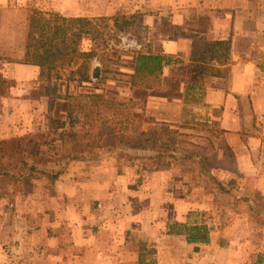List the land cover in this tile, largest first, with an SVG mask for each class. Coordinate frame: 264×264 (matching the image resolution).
Instances as JSON below:
<instances>
[{
  "label": "crops",
  "instance_id": "0c3cea01",
  "mask_svg": "<svg viewBox=\"0 0 264 264\" xmlns=\"http://www.w3.org/2000/svg\"><path fill=\"white\" fill-rule=\"evenodd\" d=\"M132 2L133 11H147L141 24L146 37L139 36L140 48L132 53L173 60L164 64L153 88L131 90L129 84L133 99L142 104L138 107L142 106L146 116L174 127L196 122L216 124L227 146L218 151L216 162L229 167L231 180L244 175V184L235 181L252 191L245 194L244 201L255 213H264V0ZM75 6V12H60L74 18H97L113 15L116 10L106 0ZM194 51L208 69L204 82L196 87L187 84L182 72ZM25 56L24 42L16 50L0 45L2 59H18L0 68V77L18 87L2 97L3 103L12 107V117L33 103L18 91L42 70L24 62ZM126 72L132 74L133 70ZM89 73L92 77L97 72L90 67ZM74 79L76 86L71 85L70 90L79 85L76 76ZM91 85L83 81L78 88L87 90ZM128 172L131 174V169ZM170 173L153 171L136 182L120 176L112 164H72L50 191L48 182L42 183L40 208L24 214V264H264V239L261 258L254 261L252 252L257 245L235 242L228 235L234 232L233 227L213 229L208 242H189L192 232L188 226L177 234L171 230L173 211L167 206L173 202ZM178 199L181 206L189 202L187 194ZM158 202L160 206L155 205ZM143 205L148 213H140ZM146 216H152L154 222L142 232L141 221ZM252 232L263 234L264 227ZM141 234L151 256L147 263L141 259ZM221 238H226L225 242ZM190 250L199 254L192 256Z\"/></svg>",
  "mask_w": 264,
  "mask_h": 264
},
{
  "label": "rangeland",
  "instance_id": "374dc122",
  "mask_svg": "<svg viewBox=\"0 0 264 264\" xmlns=\"http://www.w3.org/2000/svg\"><path fill=\"white\" fill-rule=\"evenodd\" d=\"M106 1L110 7L116 8V10L113 8L115 13L97 18H88L91 22L86 30L89 29V31L84 36L81 45L83 50L84 48L87 49L86 52L96 53L103 65L102 76L99 72L97 81L92 82L90 89L87 88L86 90L84 89L86 87L83 86L78 88V85L76 89L70 90L71 85L76 86L70 79L72 78V70L59 71L50 75L47 71L43 73L41 70L40 74H36L35 78L29 81L30 83L28 82L23 89L18 91L22 92V96L32 100L33 103L24 105L21 107L23 113L12 117V113L9 111L12 107L5 105L2 97H8L7 93H11L14 89L16 92L18 87L10 80L0 77V145L2 141L9 142L7 153L0 150V173L7 176H4L3 179H1L2 175L0 176V264H24V214L30 211L36 212L40 208L43 197L40 194L44 191L42 183L48 182V190L52 189L54 184H50L48 173L52 174L63 169L62 175H66L70 166L77 162L90 163L92 166L112 164L116 167L120 176L132 177L136 182H142L145 176L153 171L167 170L171 172L173 187L170 190L173 194V202L167 204L173 211V220L169 224L171 230L177 234L184 232L186 226H188L192 234L198 232L209 237L210 232L215 228L233 227L234 232L228 235L234 237V241L239 244L247 241L257 245L256 248H253L252 257H254V261H259L261 258L260 244L264 239V233H254L252 230L258 231L260 227H264V213H255L251 204L244 201L245 194L249 193V187L247 185L246 187L245 185H236L235 183L236 181L244 184L246 181L244 175H238V180H231L228 173L229 167L216 162L218 151L226 149L223 143V134L216 124L196 122L193 125H179L178 127L171 125L172 131L187 135L184 139L188 142L183 143L182 147L184 149L190 148V154H199L197 161L186 159L181 162L177 159L174 168L157 170L162 166L159 165L161 164L159 154L165 152L161 148L152 149L149 143H146V149L137 148V144L133 143L138 137V133L133 131L135 126L138 125L137 114L143 113L144 116L146 114L140 110L142 106L138 107V105L135 109L129 107L128 101L133 97L132 91L129 90L131 78L128 77L126 71L130 70L128 65L132 61L133 53L117 47V37L125 32L132 33L137 39H139V36L142 39L146 37V34H144L146 31H144V26L141 24L143 15L147 11H133L132 0ZM91 2L100 4L104 0H0V45L5 44V47L16 50L24 42L26 51L29 17L34 11L59 14H61L60 11L75 12L76 4L87 5ZM61 15L64 16V14ZM85 39H87L86 42H84ZM17 60L16 58L2 59L0 57V68L4 67L8 61ZM90 67H92L91 64ZM74 69L73 71H76L77 68ZM57 73L61 78H53ZM75 76L77 79L80 78L79 75ZM100 76L102 77L101 83L98 82ZM144 80L143 77H137V81ZM94 91L103 93L105 100L114 104H125L123 107L113 105L111 111H107L105 107L102 108L103 119H107L110 123L107 126L99 124L98 127L97 124L93 127L90 134L94 136L95 142L84 152L79 150L76 154H71L70 150L72 149L63 148L60 142H56L36 149L40 153L37 158L29 157L28 152H32L33 149L31 147H28L27 150L24 149V138H33L40 141L41 139L37 136L48 131L50 117L69 122L68 105L73 102V99H66V95L71 93L73 97L79 98L78 96L81 94ZM80 99L84 100L85 98ZM53 102V108L50 110V105ZM99 105L104 106L105 104L100 102ZM116 110L121 111V115L117 120L116 116H113ZM75 115L73 116V126L69 124L66 130L81 133L84 131L80 122L82 116L80 113ZM118 120H122V122L119 123ZM114 121L118 125L114 124ZM126 127L128 129L125 130ZM143 128L146 130H160L159 125H149L147 122L144 123ZM87 129L85 128V131ZM121 136L124 138V142H120ZM17 139L23 140L19 153L14 152L21 144L15 141ZM90 139L91 137L85 138L84 145ZM165 139L171 143L167 136ZM192 145L196 147V150L192 149ZM174 153L175 155L181 153L183 158L186 157V151L183 149H169L166 154L174 155ZM2 157H4L3 160H1ZM75 157L77 159H70ZM201 157H207V160L203 161ZM41 159L43 162H40ZM168 160L165 157L162 159V163ZM23 162L27 165L24 166ZM219 165L227 172L220 171L222 169H219ZM31 166L37 167V171H31ZM126 168L131 169V174H126L130 170L127 171ZM208 169L209 174L204 171ZM225 172L226 175H224ZM217 179L226 182V186L219 185ZM247 181L252 180L247 179ZM36 193L37 196H35ZM256 193L258 194V192L253 191L254 195H257ZM186 194L189 202L181 206L183 202H180L178 198L182 195L184 199ZM257 200L259 201L260 197L257 196ZM257 203L258 207L260 206L259 208L263 207V203ZM156 204L160 206L159 202ZM56 206L59 207L57 204ZM142 207L144 209H141L140 213L147 212V207H144V205ZM152 216L142 218V232L148 231L149 226L153 225L154 219ZM195 225L196 227H194ZM5 227L14 229L16 233L8 232ZM221 240L225 242L226 238H221ZM146 245L145 235L141 234V259L144 260V263L151 259V256L147 253ZM189 253L192 256L199 254L194 250H190Z\"/></svg>",
  "mask_w": 264,
  "mask_h": 264
},
{
  "label": "trees",
  "instance_id": "16d2710c",
  "mask_svg": "<svg viewBox=\"0 0 264 264\" xmlns=\"http://www.w3.org/2000/svg\"><path fill=\"white\" fill-rule=\"evenodd\" d=\"M91 21L88 18H74V17H66L59 13H42L39 11H34L32 15L29 17V32H28V38H27V44H26V56L24 62L28 64H32L35 66H38L42 69V72L44 73L47 71L50 74H54L55 72L59 71H71V81L75 80V75H79L80 78L76 79V81L80 84H82L83 81H86L88 83H92L91 76H90V64L96 53L86 52L81 48L83 38L86 34H88L89 29L86 30V27L89 25ZM131 63L128 65V68L133 70L132 74H128V77L131 78L130 85L131 90L136 88L141 89H151L153 88L152 82L156 81L158 78V75L160 72H162V68L164 64H170L172 63V59L160 55H148L142 52H137L132 55ZM82 61V62H80ZM80 62V63H79ZM200 57L198 56L197 52L194 51L191 63L186 65L182 72L186 76L187 84L196 87L204 82V78L208 72V69L206 66H204L202 63ZM74 68H77L76 71H73ZM137 77H143L144 81H137ZM53 78H61L59 73L54 75ZM102 77L98 80V82L101 83ZM79 98H85L84 100H79L77 97H73L71 93L66 95V99L71 100L73 99V102L69 103V111H68V121H63L60 119H56L53 117H50V125L49 129L46 133H43L37 138L41 139L40 141H37L33 138H24V149L27 150L28 147H31L33 149L32 152H28L29 157L37 158L39 156V150L36 151V149H39L43 145H51L56 142H60L61 145H63V148L66 149H72L70 150L71 154L84 152L88 147H90L94 142L95 138L90 134L93 131V127H95L98 124V127L100 125H106L110 123L107 119H103V107L107 111H111L113 109V105H121L123 107V103L114 104L113 102H110L108 100H105L103 93H98L96 91L86 94H81L78 96ZM87 99V100H86ZM104 103V106H100L99 104ZM129 107L131 109H135L140 102L135 99H129L128 101ZM54 105V102L50 105V110H52ZM128 105V104H127ZM125 107V106H124ZM121 111H115L113 113V116H116V120L119 118V115ZM80 113L81 114V127L82 131L81 133L72 132L70 130H66V127L70 124V126H73V116H76L75 114ZM108 113V112H105ZM145 117V118H144ZM145 119V121H144ZM147 120V121H146ZM117 122L121 123L122 120H118ZM116 121L113 123L118 125ZM148 123L149 125H159L160 130L152 129V130H146L143 128L144 123ZM137 123L138 125L135 126L134 132L138 133L137 139L133 141L134 144H137V148H143L146 149V143H149L151 145L152 149H162L163 152L159 154L160 163L159 165H162L160 169H169L174 168L176 166L175 161L178 159L181 162L184 160H191L197 161V157L199 154H190L189 151L190 148L184 149L182 147L183 143H186L187 135L184 133H179L177 131L171 130V125L165 122H157L155 119L150 118L148 116H144V114H137ZM100 124V125H99ZM85 128H88L85 131ZM128 129V127L125 128V130ZM66 130V131H63ZM168 137L170 139L171 143L169 141H166L165 137ZM90 141L84 145L85 138H90ZM17 142H20L21 146L18 145L17 149L14 150V152H20L22 148V141L21 139L15 140ZM120 142H124V138L121 136ZM9 145L8 141H2L1 142V151H6L7 153V147ZM226 146V145H225ZM78 149V150H76ZM169 149H183L186 151V157L183 158V156L180 154L178 155H168L166 154ZM192 149L196 150V147L192 145ZM227 149V146H226ZM77 151V152H76ZM79 152V153H80ZM158 153L160 151H157ZM191 152V151H190ZM182 156V157H181ZM188 156V158H187ZM167 157L169 160L162 163V159ZM4 157L1 158L3 160ZM203 161L207 160V157H201ZM70 159H77L70 158ZM200 160V159H199ZM40 162H43L42 159ZM24 164V162H23ZM24 164V166H26ZM2 166V165H1ZM3 168V166H2ZM210 168V167H209ZM30 170H36L37 167L31 166ZM206 173L209 174V169L204 170ZM46 175V173H44ZM63 174V169L60 171H57L55 173H48V178L50 184H54L55 181H57L60 176ZM2 173H0V176ZM7 177L6 175H4ZM2 175V178H5ZM0 179V180H1ZM219 185L226 186L224 182H222L220 179H217ZM231 183L234 184L233 181ZM189 242H208V236L196 233H191L188 236Z\"/></svg>",
  "mask_w": 264,
  "mask_h": 264
},
{
  "label": "built area",
  "instance_id": "2783aa9c",
  "mask_svg": "<svg viewBox=\"0 0 264 264\" xmlns=\"http://www.w3.org/2000/svg\"><path fill=\"white\" fill-rule=\"evenodd\" d=\"M117 38H118L117 47L127 52L138 51L140 48L139 40L130 32L121 33L118 35ZM91 65H92V69L96 72H101L103 69V65L100 60V57L97 55H95L94 58L92 59ZM91 80L92 82H95L97 81V77L93 75L91 77Z\"/></svg>",
  "mask_w": 264,
  "mask_h": 264
},
{
  "label": "water",
  "instance_id": "95a60500",
  "mask_svg": "<svg viewBox=\"0 0 264 264\" xmlns=\"http://www.w3.org/2000/svg\"><path fill=\"white\" fill-rule=\"evenodd\" d=\"M98 74H99V73L97 72V73L94 74V76L98 77Z\"/></svg>",
  "mask_w": 264,
  "mask_h": 264
}]
</instances>
